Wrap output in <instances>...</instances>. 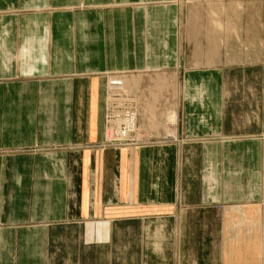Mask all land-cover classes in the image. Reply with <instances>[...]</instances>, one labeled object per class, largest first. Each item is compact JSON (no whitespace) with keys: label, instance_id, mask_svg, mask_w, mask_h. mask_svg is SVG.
<instances>
[{"label":"crops","instance_id":"crops-1","mask_svg":"<svg viewBox=\"0 0 264 264\" xmlns=\"http://www.w3.org/2000/svg\"><path fill=\"white\" fill-rule=\"evenodd\" d=\"M178 19L175 0H0V264H124L121 238L173 213L176 147L107 146L103 127L107 74L177 66ZM221 78L182 76L193 201L264 223L263 135L226 134Z\"/></svg>","mask_w":264,"mask_h":264},{"label":"rangeland","instance_id":"rangeland-1","mask_svg":"<svg viewBox=\"0 0 264 264\" xmlns=\"http://www.w3.org/2000/svg\"><path fill=\"white\" fill-rule=\"evenodd\" d=\"M175 2L178 65L106 76L111 88L129 93L134 104L141 102L144 142L150 137L154 144L176 147L174 211L165 221L148 217L136 239L121 238L124 264H264V223L256 221V204L193 201L200 197L189 187L192 177L200 176L198 146L188 149L182 130L184 71L189 66L220 68L226 134L259 139L262 134L264 140V0ZM27 51L22 47L20 53ZM259 204L264 219V201ZM244 210L254 223L246 220Z\"/></svg>","mask_w":264,"mask_h":264},{"label":"built area","instance_id":"built-area-1","mask_svg":"<svg viewBox=\"0 0 264 264\" xmlns=\"http://www.w3.org/2000/svg\"><path fill=\"white\" fill-rule=\"evenodd\" d=\"M115 88H108L105 93V123L103 129L106 135H108L107 140L104 138L106 144L111 143V145H124L123 143H130L134 141L133 129L130 128V120H126L124 117L118 119V112H123L128 109L130 101L133 99L130 94L123 91L114 93ZM111 90L112 94H108ZM117 98H122L123 104L116 105L115 100ZM117 145V146H118Z\"/></svg>","mask_w":264,"mask_h":264},{"label":"bare ground","instance_id":"bare-ground-1","mask_svg":"<svg viewBox=\"0 0 264 264\" xmlns=\"http://www.w3.org/2000/svg\"><path fill=\"white\" fill-rule=\"evenodd\" d=\"M126 82H129L127 80H125ZM126 82H120L121 86H125V83ZM127 84V83H126ZM129 84V83H128ZM120 86V85H119ZM129 87V86H128ZM111 88V87H110ZM114 90V89H113ZM118 92L117 90H114V93ZM108 94H112L111 93V90H109V93ZM133 98V97H132ZM138 99V98H136ZM138 102V100H137ZM140 102V101H139ZM115 103L116 105H121L123 104V100L122 98H117L115 100ZM141 102L140 103H132V101H130L129 103V106H128V109H125L123 112H118V119H121V117H124L126 120H130V128L133 129V138H134V141L132 143H123L125 146H137V145H140L141 144V137H140V134H141V130H140V117H141ZM105 119V118H104ZM106 130V128H105ZM108 138V135H106L105 133V139L107 140ZM108 141V140H107ZM106 144V143H105ZM107 146H115V147H119L118 144H115V145H111V143L109 144H106ZM118 145V146H116ZM121 146V145H120Z\"/></svg>","mask_w":264,"mask_h":264}]
</instances>
